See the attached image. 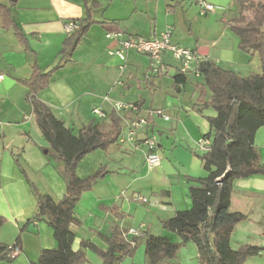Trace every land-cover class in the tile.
I'll return each instance as SVG.
<instances>
[{
  "label": "crops",
  "instance_id": "0c3cea01",
  "mask_svg": "<svg viewBox=\"0 0 264 264\" xmlns=\"http://www.w3.org/2000/svg\"><path fill=\"white\" fill-rule=\"evenodd\" d=\"M92 1L99 5L93 18L100 24L89 28L69 62L53 73L36 98L74 135L87 125L109 132L113 118L119 119L124 134L126 125L135 116L116 113L112 108L114 101L141 103L144 111L139 117H145L146 110H153L161 111L168 119L153 116L147 126L137 130L134 143L117 142L80 160L76 169L78 178L85 179L99 170L105 174L81 194L74 209L81 226L70 227L75 234L72 249L79 250V243L84 240L105 250L100 236L108 237L114 224L123 230H138L141 237L162 236L178 243L179 239L162 225L176 212L191 208L189 189L198 187L194 179L207 175L201 161L194 156L203 154L197 142L210 133L207 118L216 116L214 110L202 109L197 103L199 90L194 86L203 83V76L191 71L185 75L187 82L175 87L173 78L179 74L178 67L168 54L162 57L165 72L150 76L149 59L145 55L126 53L125 68L121 71L122 62L108 53L116 50L123 38L152 39L169 31L174 45L194 50L207 62L241 77L259 74L257 55L241 52L238 38L225 25L238 15L234 0H206L215 10L205 16L199 15L190 0ZM99 13L101 19L97 17ZM84 14L80 0H17L12 17L30 53L25 52L13 30L2 28L0 19V75L3 76L0 80V218L4 219L0 244L8 246L0 254V264H31L42 250L56 247L53 232L45 221L26 225L36 211V193L58 202L66 195V179L62 163L36 124L28 100L29 88L19 80L30 78L34 62L42 72L59 62L68 35L64 24L81 19ZM196 17L205 21L193 28L189 22ZM111 33L118 37L107 38ZM105 96L110 102L103 104L101 97ZM92 107L102 109L106 117L98 119L92 114ZM149 137L155 140L156 152L161 157L160 165L152 169L145 165L144 140ZM254 145L264 166V127L256 132ZM128 190L131 193L122 196ZM135 195L145 198L146 203L135 200ZM111 208L115 211H110ZM229 212L246 217L232 231L231 248L263 247L258 256L244 264H264V176L233 182ZM115 214L122 218L117 219ZM18 236L20 244L13 249ZM9 239H15L14 243L9 244ZM254 239L260 243L252 244L250 241ZM190 245L187 243L181 250H192L191 257L197 261L196 249ZM84 253L87 264H101L92 251L84 250ZM178 254L179 251L174 260H178ZM120 264H133V261L126 258Z\"/></svg>",
  "mask_w": 264,
  "mask_h": 264
},
{
  "label": "trees",
  "instance_id": "16d2710c",
  "mask_svg": "<svg viewBox=\"0 0 264 264\" xmlns=\"http://www.w3.org/2000/svg\"><path fill=\"white\" fill-rule=\"evenodd\" d=\"M80 1L84 17L73 20L78 23V29L64 40L59 62L45 72L34 62L30 78L19 80L29 88L28 100L32 104L36 124L62 163L66 179V195L58 202L48 195L36 193V211L26 225L45 221L53 232L56 247L42 250L36 262L31 264H87L84 250L96 254L101 264H120L126 258H133L142 242L147 264L174 260L178 251L187 243L193 244L196 249L197 264H244L248 259L258 256L263 247L243 245L237 249L231 248L232 231L246 217L241 213L229 212V206L234 181L264 176L260 153L254 145L256 132L264 127V0H234L238 15L225 23L238 38V49L250 56L257 55L261 72L241 77L212 62L202 63L197 68L203 76V83L194 86L199 90L197 103L202 109L214 110L216 116L207 118L210 133L204 138L211 140L209 151L202 155L194 154L201 161L207 175L194 179L198 187L189 189L191 208L176 212L162 225L179 242H172L162 236H126L127 230L114 224L108 237L100 236L106 245L105 250L82 240L79 243L80 249L74 251L72 244L75 234L70 227L81 226L74 209L81 194L90 190L105 174L99 170L80 179L76 175L78 164L85 155L107 149L117 143L121 136V125L117 118L112 119L109 132L103 133L97 126L87 125L74 135L53 115L49 107L36 98L37 93L48 85L53 73L69 62L89 28L100 24L93 18L94 10L99 8L98 3L92 0ZM15 4L9 0H0L1 26L5 30H13L15 37L24 45L25 52L30 53L12 17ZM173 81L177 87L184 85L187 79L185 75L177 74ZM207 92L210 94L208 98ZM110 211L115 209L111 208ZM115 215L117 219L122 218L121 215ZM3 224L4 219L0 218V227ZM19 244L18 236L12 248H18ZM7 249L8 246L0 244V254Z\"/></svg>",
  "mask_w": 264,
  "mask_h": 264
},
{
  "label": "built area",
  "instance_id": "2783aa9c",
  "mask_svg": "<svg viewBox=\"0 0 264 264\" xmlns=\"http://www.w3.org/2000/svg\"><path fill=\"white\" fill-rule=\"evenodd\" d=\"M192 5L196 6L200 16H205L215 10L214 5L208 3L206 0H190ZM64 32L71 34L78 29V23L76 21H68L64 24ZM107 38L118 37V34L111 33L106 36ZM135 52L145 55L149 59L148 75H158L165 72V66L162 63V57L164 54H168L170 58L177 63L178 73L187 75L189 72L194 71L198 73L197 68L200 64L207 62V60L199 55L194 50L174 45L170 41V32L165 31L160 34L159 37L152 39H143L140 37H127L119 41L118 48L114 51H110V56H116L121 62L120 70H124L126 53ZM0 75V80L2 79ZM108 100V99H106ZM112 108L116 113L126 112L135 116L134 119L126 125L125 133L119 137V142L134 143L137 136V130L140 127L148 125V119L153 116H160L167 120L168 118L162 114L161 111L146 110L145 117H139L142 110L141 103H122L120 101H114ZM92 114L98 119H104L106 114L100 108L92 109ZM144 144L147 147V154L145 159V165L149 168H155L160 165L161 157L156 152L157 145L153 138H146ZM211 140L208 138H201L197 142V146L200 151L206 153L209 151ZM134 199L146 203V199L135 195ZM126 236H142L138 230L128 229Z\"/></svg>",
  "mask_w": 264,
  "mask_h": 264
},
{
  "label": "rangeland",
  "instance_id": "374dc122",
  "mask_svg": "<svg viewBox=\"0 0 264 264\" xmlns=\"http://www.w3.org/2000/svg\"><path fill=\"white\" fill-rule=\"evenodd\" d=\"M178 1V0H177ZM101 16L102 15H100V13L99 14H97V17L98 18H100L101 19ZM205 20L203 19V18H195V20H190V26H192L193 28L195 27V26H198L199 24H201V23H203ZM147 24V23H146ZM145 24V25H146ZM144 25V26H145ZM141 30H143V29H141ZM140 36H145L144 34H142V35H140ZM257 57V56H256ZM257 59V63H258V68H257V70H258V73H260L261 72V68H260V62H259V59H258V57L256 58ZM232 61H233V59H232ZM234 62V61H233ZM237 63V65H239V66H241V63H239L238 61L236 62ZM243 67H246V68H249L248 66H243ZM252 74H254V73H252ZM106 99H108L106 96L105 97H101V102L103 103V104H105V103H109L110 101H109V99L108 100H106ZM91 106H94V104L93 105H91ZM92 108H94V107H92ZM91 108V109H92ZM96 108H99V107H96ZM102 110V109H101ZM157 129V128H156ZM156 136V135H155ZM118 142V144L119 145H121V144H125V143H127V142H124V143H121V142H119V140L117 141ZM202 155V154H201ZM129 190L127 191V192H124L123 194H122V196L125 194V196H128V194H129ZM131 193V192H130ZM121 196V197H122ZM141 231H143V230H141ZM151 236H154V235H151ZM15 240V239H14ZM14 240H10L9 239V244H13L14 243ZM252 244H255V245H257V244H259L260 243V241H258V240H252V241H250ZM189 247H191V249H194L195 250V248H194V246L191 244ZM193 250V251H194ZM192 250H190V249H187V248H183L182 250L180 249L179 250V254H178V260H164V261H162L160 264H197V261H196V259L194 258V259H192V257H191V252ZM131 260L133 261V264H147L146 263V258H145V254H144V244H143V242L142 243H140V245L138 246V248L136 249V252H135V254H134V257L133 258H131Z\"/></svg>",
  "mask_w": 264,
  "mask_h": 264
},
{
  "label": "water",
  "instance_id": "95a60500",
  "mask_svg": "<svg viewBox=\"0 0 264 264\" xmlns=\"http://www.w3.org/2000/svg\"><path fill=\"white\" fill-rule=\"evenodd\" d=\"M9 1L12 2V3H16L17 0H9Z\"/></svg>",
  "mask_w": 264,
  "mask_h": 264
}]
</instances>
